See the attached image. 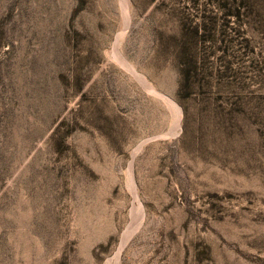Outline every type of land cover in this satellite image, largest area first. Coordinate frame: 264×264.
Segmentation results:
<instances>
[{"label": "rangeland", "instance_id": "374dc122", "mask_svg": "<svg viewBox=\"0 0 264 264\" xmlns=\"http://www.w3.org/2000/svg\"><path fill=\"white\" fill-rule=\"evenodd\" d=\"M0 264H264V0H0Z\"/></svg>", "mask_w": 264, "mask_h": 264}, {"label": "bare ground", "instance_id": "6f19581e", "mask_svg": "<svg viewBox=\"0 0 264 264\" xmlns=\"http://www.w3.org/2000/svg\"><path fill=\"white\" fill-rule=\"evenodd\" d=\"M118 43V42H117ZM119 45V44H118ZM171 103H173L171 100H169ZM132 177V176H131ZM134 188V187H133ZM136 193V192H135ZM138 202V201H137ZM123 242L125 243V241H122V244H123ZM125 246V245H124ZM121 251V250H120ZM118 254H120V253H118ZM119 259V258H118Z\"/></svg>", "mask_w": 264, "mask_h": 264}]
</instances>
